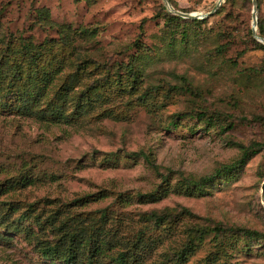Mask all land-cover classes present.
Returning <instances> with one entry per match:
<instances>
[{
    "label": "rangeland",
    "instance_id": "374dc122",
    "mask_svg": "<svg viewBox=\"0 0 264 264\" xmlns=\"http://www.w3.org/2000/svg\"><path fill=\"white\" fill-rule=\"evenodd\" d=\"M172 2L207 13L217 0ZM251 10V0H223L198 24L169 20L162 0H0V68L24 64L23 37L56 73L31 111L7 94L12 74L0 85V264H64L36 242L101 212L109 253L132 246L138 264H172L191 240L182 264H264V43ZM73 74L68 103L46 110ZM85 93L89 105L74 112Z\"/></svg>",
    "mask_w": 264,
    "mask_h": 264
},
{
    "label": "trees",
    "instance_id": "16d2710c",
    "mask_svg": "<svg viewBox=\"0 0 264 264\" xmlns=\"http://www.w3.org/2000/svg\"><path fill=\"white\" fill-rule=\"evenodd\" d=\"M172 6L177 9L176 5L169 0ZM179 10V9H178ZM186 12V11H185ZM210 17V16H209ZM169 20L182 19L180 16L175 14L168 15ZM204 19H190L193 23H202L205 21ZM144 20L140 21V32L143 31ZM61 28V32L63 34V38L61 40L62 46H70L71 41L69 38V29L65 28V26H59ZM84 34H89V31L84 30ZM93 32H91L92 34ZM257 35L264 38V28L262 22L257 19ZM20 52L23 55L24 64L21 61H17V63H12L10 66L7 62L3 63V65L7 64L9 68H0V85L2 82L7 79L11 74L12 76L7 81V94H13L17 97V100H21L22 105L18 107L22 111H31L32 104L37 101L39 97V92L42 86H46V84L50 83L55 74L50 69L45 67L43 63V52L42 46H36L29 42L26 38L20 37ZM257 42V41H256ZM261 48H264V44L257 43ZM46 49V48H43ZM13 54V50H6V58H11ZM241 52L238 53V56H241ZM236 62V60H234ZM255 68V67H254ZM255 70V69H253ZM9 72L10 75H7ZM75 74L71 75L69 80L63 85V88H60L56 95L53 97L52 101L48 103L47 109L48 111H53L56 108V111H59L64 107L65 104L68 103L69 98V86L70 83L68 81L79 80L78 76L75 79ZM22 82H28L27 85L23 86L21 89L19 88V84ZM89 105L88 94H83L80 98H77V101L74 105V112H78V110H82L83 107H87ZM59 116L63 118V120H67L66 115H62V112L59 113ZM145 160L153 167H155L154 162L150 159L149 155H145ZM246 154L238 161L237 165L233 168L241 167L245 163ZM226 170L232 171V167L227 166ZM206 178L202 179L200 183H193L194 186L203 185L202 181ZM192 182L188 180L187 186H191ZM102 197L100 193L87 195L82 198L75 200L74 202L83 203V201L87 202L89 200H93L96 198ZM141 199L155 200V197L159 196L157 192H152L144 195H137ZM121 201L123 200L122 196L118 197ZM105 212H101L99 218L95 221H92L89 225H80L74 228H65L62 234L59 236V239L54 243H47L43 241H37L36 245L42 254V256L48 259H57L63 261L64 264H100L101 260L106 257H111L112 262L114 264H138L137 254L133 251L131 247H123V249L118 250L115 255H111L109 253V244L110 242L106 240L105 234L103 230ZM154 217L156 222H159L164 218V216L152 214L149 218ZM148 218V219H149ZM7 224L5 217L1 214L0 208V224ZM16 228V227H15ZM249 237H253L257 235L255 231H245ZM200 238V237H199ZM193 247L192 240L189 241L185 248L176 254V257L171 259L173 261L172 264H182V261L185 259L188 251Z\"/></svg>",
    "mask_w": 264,
    "mask_h": 264
},
{
    "label": "water",
    "instance_id": "95a60500",
    "mask_svg": "<svg viewBox=\"0 0 264 264\" xmlns=\"http://www.w3.org/2000/svg\"><path fill=\"white\" fill-rule=\"evenodd\" d=\"M166 9L175 15L180 16L181 18H186V19H204L210 15H212L216 9L221 5L223 0H217L215 6L213 7V9L207 13H202V12H185V11H181L178 9H175L172 4L170 3L169 0H162ZM252 1V10H251V31H252V35L253 37H255L258 41L263 42L264 43V38L260 37L259 35H257L256 33V29H257V9H258V2L257 0H251ZM264 205V203H263Z\"/></svg>",
    "mask_w": 264,
    "mask_h": 264
}]
</instances>
